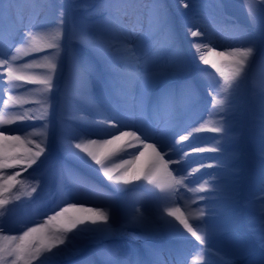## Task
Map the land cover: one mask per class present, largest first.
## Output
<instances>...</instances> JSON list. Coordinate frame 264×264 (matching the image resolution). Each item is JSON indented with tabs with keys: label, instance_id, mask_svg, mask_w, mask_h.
Listing matches in <instances>:
<instances>
[{
	"label": "snow or ice",
	"instance_id": "6c2138e0",
	"mask_svg": "<svg viewBox=\"0 0 264 264\" xmlns=\"http://www.w3.org/2000/svg\"><path fill=\"white\" fill-rule=\"evenodd\" d=\"M31 3L35 19L25 17L20 6L21 0H0V102L5 109L10 108L15 113L9 117L0 116V125H15L0 127V169L19 168L26 171L48 152L47 135L45 142L41 143L22 139L18 135H7L6 132L26 127L28 125L23 122L30 120H43V126L48 128L52 92L60 91L57 81L64 73L62 53L67 29L63 0H31ZM179 3L185 9L195 10L200 7L195 0H179ZM243 3L247 6V0H243ZM220 6L222 5L218 3L217 7ZM14 8L15 15L12 14ZM103 8L101 22L89 27H79L77 39L79 43L95 52L104 62L106 69L115 65L130 71H121L118 78L113 77L112 94L104 91L105 85H99L102 98L98 100L96 110L85 112L79 117L86 127L82 133L69 138V141L78 142H68L64 149L68 157L88 168L96 178L102 173V177L108 181L123 185L147 181L163 193H153L158 205H167L170 199L167 189L175 185L187 187L189 176L200 168L226 166L224 160L219 159L216 163H201L199 168L193 169L188 176L181 174L193 153L214 152L222 155L225 151L221 143V139L226 138L229 130L225 106L230 109L231 97L240 81L247 76L256 57L259 55L261 61H264V0H259V5L255 8L247 7L250 21L255 23L259 19L261 27L258 35L245 31L242 46L217 51L218 45H194L202 64L210 65L222 78V83L213 81L208 85L212 106L218 108L215 114L219 118L213 121L210 127L206 128L201 124L191 128L186 135L179 134L186 130V126L175 115L179 111L176 90L163 88L155 101L150 95L155 85L177 78L183 79L188 72L187 63L175 50V36L169 24L165 0H113L111 3L104 2ZM38 9L47 13L44 20H41L43 13ZM184 15L186 24H191L198 18L202 19L195 13L191 16ZM138 16L141 18L134 19ZM144 18L147 19V27ZM49 28L52 31H45ZM188 31L192 37L207 35L200 29L193 31L191 27ZM204 49L206 51H203ZM162 53L171 57L163 64ZM73 64L91 86L94 94L98 86L93 80L95 67L79 56L74 58ZM199 71L202 80L209 78L206 70ZM30 85L36 87L29 88ZM214 85H218V88ZM184 87L191 88L192 85L185 80ZM137 88H143L145 94L137 95ZM33 94L35 98L30 99ZM93 98H96L95 95ZM30 103L40 106L38 115L25 108V105ZM121 104L125 107L122 108ZM129 104L130 109L127 107ZM128 111H131L134 117L142 118L140 122L137 123L136 119L126 120L124 113ZM252 120L260 154L255 179L264 190V92L260 94L258 106L253 109ZM113 130L118 132V135H114ZM204 131L224 136L217 139L214 146H191L190 150L186 151L182 142L195 141L198 139L197 134ZM81 134L110 138L80 140ZM126 149H134V152L130 153ZM119 153L123 155H118ZM124 155H130L131 159H124ZM146 155H150V159L141 163ZM113 157L121 162L112 164ZM89 160L92 163H89ZM93 164L98 167H93ZM170 165L176 167L170 169ZM173 173L177 175L173 176ZM19 175L18 171L6 178L0 177V218L10 211L8 206L13 203V199H22L19 193L13 196ZM162 176L172 179L168 181L162 179ZM215 181L214 186L206 188L205 185H209V181L205 180L199 189L190 190L223 193L227 188L226 177L217 176ZM38 187L39 185L33 187L32 193L37 192ZM26 195L31 196V193ZM198 199L209 201L208 196H199ZM164 212L167 217H174L201 246L213 243L216 229L223 228L227 231L229 228L226 219L223 223L217 222L223 219V213L216 208H200L195 211V215H185L179 207H165ZM164 212L160 213V219L182 237L180 228L166 220ZM128 216L126 224L114 228V221L107 211L99 207L86 208L78 206V203H68L58 211L53 208L52 214L47 215L43 223L27 227L19 235L3 234L5 229L0 221V264H44L49 256L54 257L62 248L67 249L70 246L72 237L69 233L74 230L87 231L92 233L94 238L104 239L127 233L128 224H145V218L139 209ZM192 220L199 223L193 224ZM87 224L95 227H78ZM204 226L208 230H205ZM256 231L261 247L264 248V212L261 213ZM248 253L247 242L236 237L232 247L225 253L228 258L221 257L219 264H235L234 257L243 259ZM204 254L206 255V252ZM101 255L105 257V264H130L128 253L115 246L102 250ZM173 264H179V255ZM203 264L207 262L204 261ZM248 264L252 262L249 261Z\"/></svg>",
	"mask_w": 264,
	"mask_h": 264
},
{
	"label": "bare ground",
	"instance_id": "6f19581e",
	"mask_svg": "<svg viewBox=\"0 0 264 264\" xmlns=\"http://www.w3.org/2000/svg\"><path fill=\"white\" fill-rule=\"evenodd\" d=\"M68 1L75 5L74 8L69 10L71 13L72 20L75 21V26L70 28L66 27L67 38L64 40V51L63 63L64 73L59 77L57 84L60 89L59 92L53 90L52 100L49 104V125L45 128L43 120H30L23 122L28 125L22 127L17 131L6 132L7 135H18L22 139L33 140L35 142H45L47 135V143L49 144L48 152L41 156L37 164L27 168L26 171H22L19 168L0 169V177L6 178L8 175H14L16 172H20V175L16 178L14 188L18 184H25L29 179L37 178L32 185L37 188V192L32 193V188L25 189L27 193H31L28 199L23 198V203L27 207L24 210L23 219L29 224L39 223L41 218H45L47 215L52 214V209L59 210L62 207L67 206L68 203H78V206L86 208L99 207L101 210L107 211L112 217L114 228H119L121 225L127 223L129 218L128 214L139 209L145 218L144 225L128 224L127 233L121 234L116 237L105 238V242L118 241V242H133L136 248L141 247L140 251L125 250L128 253L130 264H173L179 255V264H203L204 261L210 264H218L221 257L227 259L225 253L232 247L234 238L239 237L244 240L248 239L258 249L262 256L254 259L250 254L246 255L243 259L234 257L235 264H248L249 261L252 264H264V248L261 247L257 229L261 220V213L264 212V190L261 189V185L258 180L255 179V174L259 164L260 154L257 148V143L254 150H250V158L241 163L242 155L237 151V137L241 134L236 130L237 123L234 120L236 118V108L238 103L233 100V95L230 100V109L226 105V119L229 121L226 138L221 139L224 134L212 133V132H201L197 134L198 139L195 141L182 142L185 145V150H190L191 146L199 147H211L216 144L217 139H221V143L225 151L221 153L204 152V153H193L190 162L184 165L182 175L188 176L189 173L193 172V169L199 168L201 163L205 165L210 163H216L219 159H223L225 167H213V168H200L199 171L189 176L186 184L188 188H184L183 185H175L171 189H167L170 192V199L167 205L157 203L153 193L163 195L159 188L154 185H149L147 181L141 180L133 182L129 185L116 184L110 182L106 178L102 177V173L99 178H96L88 168L80 164L75 159L67 156L64 145L69 141V138L82 133L86 125L79 120L85 112H94L97 108L98 100L100 99L96 94H93L91 86L82 78V75L77 67L74 66L73 52L80 51L85 54V59L90 65L97 66L103 74V77L110 83H113V77H117L121 71H130V69H121L113 65L110 69H106L104 62L95 54L90 48L79 43L78 28L89 27L101 22L100 13L104 10L103 3L97 4L93 10H82L76 6L78 3L90 2V0H64L66 4ZM113 0H106L105 3H111ZM191 2V0H189ZM196 4L200 7L195 10L183 8L179 0H165V3L169 5V24L174 31L175 36V50L179 52L184 61L188 65V72L183 79H173L167 81V84H158L151 89L152 100H155L163 88H169L170 86L177 87L182 85L185 80L197 76L196 81L198 82L194 86V92L200 96H192L185 102L188 112L185 117L180 120L183 125L186 126V130L181 131L179 134L186 135L188 131H191L193 127H199L203 124L206 128L212 126V122L217 120L219 117L215 114L218 108L212 106V96L209 95L210 89L208 85L211 84L206 80L201 79L200 69L212 70L210 65H203L199 59V53H197L195 44L196 43H207L209 47L212 45H218L217 51H225L229 47L242 46V39L244 34L243 31L231 28L230 26H219L216 25L213 19H220V16L216 13L211 12L205 8V1L195 0ZM255 7L259 5V0H252ZM42 10V9H40ZM86 13L94 14L92 17L79 18L75 16V13ZM195 13L202 19H197L191 24H186V16ZM97 14V15H95ZM225 16V15H224ZM90 18V19H89ZM141 18V17H139ZM145 27H147V19L144 18ZM74 23V22H73ZM191 27L193 31L200 29L207 33L206 36L192 37L188 31ZM45 31H52L51 28ZM251 32V30H246ZM213 40L217 42L213 43ZM203 51H206L204 49ZM162 57L171 58L170 55L161 54ZM161 59V64L163 60ZM209 74V73H208ZM251 81L250 86L254 90L253 95L259 96L261 92H264V86L261 83L264 82V61H261L260 57L255 60L252 64L250 71L247 74ZM67 81V85H66ZM194 81V80H193ZM255 82V83H254ZM34 88L36 86H28ZM214 87H216L214 85ZM113 92H111L112 94ZM158 93V94H156ZM17 94V93H13ZM137 95H143L144 89L137 88ZM156 94V95H155ZM95 95V99L93 96ZM35 98L34 94L30 96ZM200 98L203 100L200 101ZM220 98V97H217ZM7 99V96H5ZM199 99V100H198ZM259 102V101H258ZM258 102H249L247 106L249 113L245 111V123H243V129L250 130L253 128L252 112L253 109L258 106ZM178 104V100H177ZM121 107H125L121 104ZM130 109V104L127 106ZM25 108L31 109L37 115L39 114L40 106L35 104L25 105ZM197 112V115H193ZM15 113L12 109H5L0 102V116L9 117ZM125 118H132L131 111L124 113ZM176 115V114H175ZM189 120V121H188ZM190 120H193L189 124ZM0 127H15V125L7 126L0 125ZM126 130V129H121ZM254 131L253 129H251ZM114 135H118V132L113 130ZM243 136V135H242ZM108 136H84L79 135L80 140L87 139H108ZM178 139V136H177ZM27 146V145H25ZM128 152H134V149H126ZM84 155V154H81ZM118 155H123L119 153ZM124 159H131L130 155H124ZM112 164L120 163L121 161L117 158H111ZM150 159V155H146L142 158L141 163H145ZM254 160H256L254 162ZM89 163H92L89 160ZM41 165H45L41 168ZM111 166V165H109ZM79 167V168H78ZM93 167H98L93 164ZM176 165H170L171 168H175ZM66 169L71 171L72 174H77L81 179L85 180L83 183H75L73 187H69V179L74 181L72 174H67ZM86 173H82L81 170ZM177 173H173L176 176ZM221 176L226 177L227 188L223 193H217L215 191L195 192L190 189H199L205 180L209 181V185H205L206 188L215 185V177ZM29 178V179H28ZM162 179L171 181V177L162 176ZM33 181V180H32ZM87 183L89 192L101 190L103 195L107 196L105 203H92L88 197L79 195L77 197H71L70 194L76 193L77 190L82 191L86 194ZM99 189V190H98ZM178 190V195L175 192ZM174 191V193L172 192ZM98 195V194H97ZM95 195L94 197H97ZM199 196H208L209 201L199 200ZM223 197V199H220ZM100 198V197H99ZM102 198V197H101ZM98 198L93 199L96 201ZM226 205V206H225ZM176 208L179 207L185 215L192 213L195 215V211L200 208H216L219 212L223 213V219L217 221L223 223L224 219L227 220L229 228L226 231L223 228H218L215 231V239L213 243L206 246H201L198 241L195 240L190 234L186 232L175 221L174 217H167L164 208ZM164 212V218L171 221L173 224L180 228V232L183 234L182 237L178 236L172 229L167 227L163 220L160 219V213ZM34 223H32V221ZM30 220V221H29ZM193 224L199 222L192 220ZM23 227V226H22ZM79 228L84 227H95L87 224L86 226H78ZM205 230H208L206 226ZM73 241H71L69 248H74L80 241L94 238L93 234L87 231H76L69 233ZM103 244V243H101ZM88 248L87 246H85ZM115 247L124 250L121 245ZM208 248L212 249L210 252ZM254 249V252H258ZM206 252V255L204 254ZM66 253V252H65ZM256 254V253H255ZM209 260V262H208ZM217 260V261H216ZM211 263V264H212ZM94 264V262H91Z\"/></svg>",
	"mask_w": 264,
	"mask_h": 264
},
{
	"label": "rangeland",
	"instance_id": "374dc122",
	"mask_svg": "<svg viewBox=\"0 0 264 264\" xmlns=\"http://www.w3.org/2000/svg\"><path fill=\"white\" fill-rule=\"evenodd\" d=\"M99 1H104V0H90V2H83V3H78L76 6L80 7L82 10H93L95 6L99 3ZM205 1V7L207 10H211V12L216 13L221 15L222 12L228 13L230 16L234 17L236 20L238 19V23L240 26L242 25L245 30L250 28L252 34H259V30L261 27L260 20L257 19L255 23L250 21L248 12H247V7H253L255 6L252 3V0H247V6L243 3V0H204ZM63 3L65 5V12H66V25H71V22H69V16H68V11L71 8H74L75 5L71 4V2L66 5L64 0ZM220 4L222 6L217 7V4ZM169 7V5L167 4ZM47 16V13L44 12ZM75 16L81 17V16H88L83 13H75ZM75 22V21H74ZM235 22V21H234ZM73 56H80V55H73ZM210 76L207 80H210V77L215 80L219 81L222 83V78L219 76L218 73L215 72L213 69L210 71ZM213 73V75H211ZM213 82V81H211ZM251 81L249 80L248 76H246L243 80L240 81L239 86L236 88L235 92L233 93V100L234 102L236 101L238 103V107L236 108V118L237 120H234V122L237 123L236 130L240 127H243V123H245V116L244 113L245 111L249 113L248 105L249 102H258L259 101V96H254V90L250 86ZM181 88L180 86H178ZM218 88V85H217ZM187 90L183 91L180 94V97L185 96ZM188 95V94H187ZM245 129V126H244ZM246 130L247 132L244 135L245 141L241 139L237 140V146L238 149L243 148L242 150L244 151L245 157L242 158V160H248L250 157V150H254V147L257 143V139L255 136L254 131ZM240 147V148H239ZM241 150V151H242ZM256 160H254L255 162ZM29 179V178H28ZM33 180V181H32ZM36 178H32L28 180V182H25V184H18L17 187L15 188V191L13 193V196H15L17 193H19L22 197L21 200H14L13 203L10 204L8 207L10 211L5 213V216L3 218H0V221L3 223V227L5 229V232L3 234L6 235H19L20 232L24 231L27 229V227L34 226L33 224H28L24 222V225L20 220L23 218L24 215V210H26V206L23 203V198L28 199L29 196L26 195L27 191L25 189L34 187L32 185L34 181H36ZM44 220L45 218H41ZM19 222V223H18ZM21 226H26L21 227ZM73 241V239L71 240ZM100 242H103V239L100 237H95V238H90L88 240H84L83 242L80 241L74 248H67L63 249L56 255V256H49L45 261L44 264H91V262H95L94 264H105V257L101 255L102 250L106 249L109 246H116V245H121L123 248H131V250L136 251V246L135 244H131V242L125 241L123 242H118V241H111L110 243H104L103 245H99ZM94 244V245H93ZM87 246L88 248H86ZM251 248L252 244L249 245ZM208 250L212 251V249L208 248ZM66 252V253H65ZM248 254L251 255L254 259H256V255L250 251ZM217 261V260H216ZM209 262V260H208ZM212 261L210 262V264ZM213 264V263H212ZM219 264V262H218Z\"/></svg>",
	"mask_w": 264,
	"mask_h": 264
}]
</instances>
